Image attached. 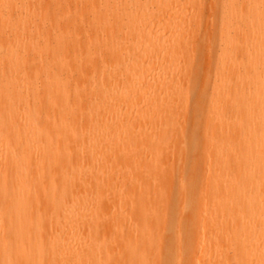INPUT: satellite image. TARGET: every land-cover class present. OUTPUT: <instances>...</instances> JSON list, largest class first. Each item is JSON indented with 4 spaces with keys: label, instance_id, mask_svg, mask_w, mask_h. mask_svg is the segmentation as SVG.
I'll return each instance as SVG.
<instances>
[{
    "label": "bare ground",
    "instance_id": "1",
    "mask_svg": "<svg viewBox=\"0 0 264 264\" xmlns=\"http://www.w3.org/2000/svg\"><path fill=\"white\" fill-rule=\"evenodd\" d=\"M0 264H264V0H0Z\"/></svg>",
    "mask_w": 264,
    "mask_h": 264
},
{
    "label": "rangeland",
    "instance_id": "2",
    "mask_svg": "<svg viewBox=\"0 0 264 264\" xmlns=\"http://www.w3.org/2000/svg\"><path fill=\"white\" fill-rule=\"evenodd\" d=\"M201 57H205L204 54L201 55ZM201 60H203L202 58H200ZM197 199L194 197V199L192 200V205H193V208H195V206L197 205Z\"/></svg>",
    "mask_w": 264,
    "mask_h": 264
}]
</instances>
